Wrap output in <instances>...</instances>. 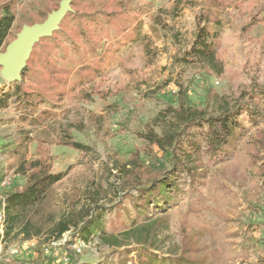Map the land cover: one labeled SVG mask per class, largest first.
<instances>
[{"label":"rangeland","instance_id":"1","mask_svg":"<svg viewBox=\"0 0 264 264\" xmlns=\"http://www.w3.org/2000/svg\"><path fill=\"white\" fill-rule=\"evenodd\" d=\"M48 1H16V20L0 55L29 22L43 21L38 16L50 11ZM78 2V11L84 12L85 3ZM115 17L111 30L90 25V29H105L93 52L83 57L75 53V47L86 52L89 44L74 47L67 38L77 27L70 19L66 33L57 38L67 47L65 51L44 45L25 81L8 84L0 75V92H11L15 84L31 85L28 92L40 84L44 87L36 92L40 98L34 101L38 103L36 114L45 112V119L36 126L25 120L26 115L36 118L27 104L13 100L7 108H0V128L8 126V132L5 127L0 129V153L4 142L8 150L0 163V176L10 178L7 189L16 191L26 184L16 173L21 158L16 156L19 148L12 145L29 132L28 142L22 144L26 159L32 162L48 156L52 173L63 174L50 211L58 218L67 210H80L97 188H103L101 202L112 210L105 216V231L120 235L127 228V218H122V212L117 215L120 198L108 191L109 183H119L113 167L116 162H128L133 154H141L143 159L147 145L140 134L169 106L177 107L179 91H188L192 103L206 111V119L219 116L225 100L231 107L249 105L251 119L240 117L244 135L229 149V155L211 161L203 154V172L195 179L189 172L191 163L178 168L172 176L177 186L175 198L169 204L155 205L150 216L158 210L167 214L163 217L167 227L154 249L163 257L181 255L185 244L196 238L195 250L201 249L190 255L207 254L208 264H264V91L251 92L264 86V0H133L126 13ZM204 18L211 34L217 36L221 76L186 61L199 19ZM132 34L137 39L123 43ZM109 52H113L112 59L96 68L94 64L103 62ZM47 56H56V68L66 72L60 84L48 81L40 70L37 59L43 61ZM79 60L82 62L77 63ZM193 128L183 130V140L198 132ZM75 143L85 149H77ZM124 205L131 208L132 203ZM72 234H65L54 248L75 242ZM15 245L19 248L16 257L10 250ZM75 245H81V253L75 256L77 264H138L140 260L134 243L116 249L96 237ZM2 247L0 264H50L46 259L51 252L56 258L65 254L62 247L45 249V260L37 262L33 249L17 240L3 242ZM127 249L132 251L129 256L122 254Z\"/></svg>","mask_w":264,"mask_h":264},{"label":"trees","instance_id":"2","mask_svg":"<svg viewBox=\"0 0 264 264\" xmlns=\"http://www.w3.org/2000/svg\"><path fill=\"white\" fill-rule=\"evenodd\" d=\"M16 1L5 0L0 5V51L5 50L16 20ZM62 1L49 0L50 11L40 14L38 20L45 21L50 14L59 9ZM78 1L85 3L84 12L78 11L80 5ZM132 1L73 0L71 11L62 20L59 30L51 37L41 39L34 46L26 68L22 72V81H25L28 73L34 69V61L44 45H55V51L67 49L62 42L58 43L57 38L66 33L67 23L70 19L77 23V27L73 33L69 32L67 38L75 43L74 47L81 43L89 44L84 53L75 47V53L79 57H83L90 51L93 52V49L98 48L97 44L103 40L102 35L104 33L102 32L106 28L112 29L113 23L116 22L114 21L115 16L126 13L127 5ZM36 24L38 22L31 21L27 26L31 27ZM208 24L205 18L199 19L195 39L192 48L187 52L186 61L200 64L210 73L221 76L223 65L218 59L216 50L217 36L211 34ZM90 25H98L102 28L105 27V29H90ZM137 37L135 34L127 36L123 43L133 41ZM112 56L113 52H109L103 62L94 64L95 67L101 68L104 63L112 59ZM37 61H39L40 70L48 81H55L56 84L61 83L66 72L62 68H56L55 62L59 61L56 56H47L43 61L39 58ZM80 62L82 60L77 61V63ZM24 85L15 84L11 92L1 91L0 108H7L8 103L13 100L25 103L27 109L33 111V115L36 117L33 120V117L26 115L25 120H30V123L36 126L45 119V112L36 114L38 103L34 101L40 98L37 93H41L39 91H43L44 87L42 88L43 85L40 84L28 92L26 88L31 85ZM258 91H264V86H257L251 92L255 95ZM220 107L221 114L219 116L206 119V111L197 108L192 103L188 91H179L177 107L169 106L146 126L143 134H140L147 145L143 152V159L141 154L140 156L133 154L135 156H132L133 158L128 162L115 163L113 169L119 173V183H109L108 191L120 198V202L117 204V209L120 211H117V215L123 213L122 218H127L124 220V226L127 228L120 235L105 231V216L112 210L101 202L104 199L102 196L105 189L103 188H97L87 198V202L85 201L80 210H67L58 218L50 211L55 197V187L63 179V174L52 173L51 161L48 156L32 162L26 159L27 153L22 144L28 142L30 133H24V137L16 140L17 142L15 141L12 146L19 148L16 151V156L17 158L20 157L21 161L19 160L16 173L26 179V184L23 188L11 192H9L10 188L0 189V211L5 206V241L8 244L12 240H17L24 245L35 241L33 247H27L32 248L36 253L37 262L45 260L43 256L45 249L56 248V251L58 247L64 248L65 257L62 255L56 258L52 255L53 252L47 256L46 261H50V264H77L76 251L72 249L73 244L76 242L86 244L96 237L99 238L101 244L116 249L128 248L130 243H134L140 258L138 264H208L209 257L207 254H201L198 257L190 255L193 251L197 252L201 249L196 248L195 250L196 244H198L196 238L185 244L181 255L163 257L155 253L157 237L167 227L163 218L167 214L158 210L157 212L154 211V216H150V210L157 209L154 207L155 205L169 204L175 198L173 193L177 186H175L176 182L172 176L178 168H184L186 164L191 163L189 172L191 178L195 179L201 176L203 172L200 166L203 154L211 161L217 158L222 159L223 156L229 155V149L244 135L240 117L246 120L251 119L248 109L250 106L231 107L230 102L225 100ZM191 127L197 129L198 132H193L192 136L185 135L186 139L183 140V130ZM203 143L207 145V150H205ZM74 146L77 149H85L79 143H75ZM3 192H5L4 195ZM125 202L132 203L131 208H126ZM131 209H134L135 212H131ZM135 215L140 218H135ZM72 231L75 242L70 240V242L67 241L66 245H57L54 248V244L60 242L65 234ZM131 252L127 249L122 254L129 256Z\"/></svg>","mask_w":264,"mask_h":264},{"label":"water","instance_id":"3","mask_svg":"<svg viewBox=\"0 0 264 264\" xmlns=\"http://www.w3.org/2000/svg\"><path fill=\"white\" fill-rule=\"evenodd\" d=\"M73 0H63L57 11L48 18L34 26H25L11 43L6 53L0 55V75L8 84L20 82L22 72L26 68L34 46L43 38L51 37L57 30L62 20L71 11Z\"/></svg>","mask_w":264,"mask_h":264},{"label":"built area","instance_id":"4","mask_svg":"<svg viewBox=\"0 0 264 264\" xmlns=\"http://www.w3.org/2000/svg\"><path fill=\"white\" fill-rule=\"evenodd\" d=\"M3 155L0 154V163L4 160L3 159ZM1 181H0V189H4V188H7L8 186L11 185L10 183V178L8 175H3L1 176ZM5 242L6 244V241H5V206L3 207V209L0 211V256H4V253H3V247H2V243ZM35 245V241H32V242H28L26 244V246H29V247H33ZM7 246V245H6ZM73 249L77 252V253H81V245H75L73 246ZM10 250H11V253H12V256H16L19 254V248L17 245H15V247L13 248L10 247ZM66 261V260H65Z\"/></svg>","mask_w":264,"mask_h":264},{"label":"crops","instance_id":"5","mask_svg":"<svg viewBox=\"0 0 264 264\" xmlns=\"http://www.w3.org/2000/svg\"><path fill=\"white\" fill-rule=\"evenodd\" d=\"M4 127H5V129H4ZM0 129H4L5 131H6V129H7V132H8V126H6V125L3 126V127H1ZM5 133H6V132H5ZM5 133H4L3 135H4V136H7ZM3 135H2V136H3ZM3 142H4V141H3ZM6 145H7V144L4 142V144H3L2 148H1V153H0V154L4 153V151L6 150V149H5Z\"/></svg>","mask_w":264,"mask_h":264}]
</instances>
